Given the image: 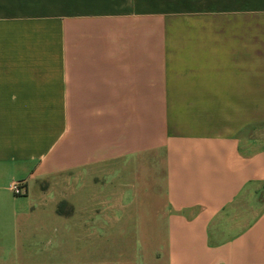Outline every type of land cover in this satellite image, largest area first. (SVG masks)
Masks as SVG:
<instances>
[{
	"label": "crops",
	"instance_id": "obj_1",
	"mask_svg": "<svg viewBox=\"0 0 264 264\" xmlns=\"http://www.w3.org/2000/svg\"><path fill=\"white\" fill-rule=\"evenodd\" d=\"M58 177L129 264H264V0H0V264Z\"/></svg>",
	"mask_w": 264,
	"mask_h": 264
},
{
	"label": "rangeland",
	"instance_id": "obj_2",
	"mask_svg": "<svg viewBox=\"0 0 264 264\" xmlns=\"http://www.w3.org/2000/svg\"><path fill=\"white\" fill-rule=\"evenodd\" d=\"M58 193L57 201L44 202L26 229L19 231L20 247L7 264H129L135 250L124 244L134 232L114 229L113 200L103 204L98 178L90 183L84 205L70 206L64 199V177L43 183ZM54 202V203H53ZM78 205V206H77Z\"/></svg>",
	"mask_w": 264,
	"mask_h": 264
},
{
	"label": "built area",
	"instance_id": "obj_3",
	"mask_svg": "<svg viewBox=\"0 0 264 264\" xmlns=\"http://www.w3.org/2000/svg\"><path fill=\"white\" fill-rule=\"evenodd\" d=\"M10 190L12 193L16 196H21L25 193V188L23 186V183L21 181H12L9 185Z\"/></svg>",
	"mask_w": 264,
	"mask_h": 264
}]
</instances>
